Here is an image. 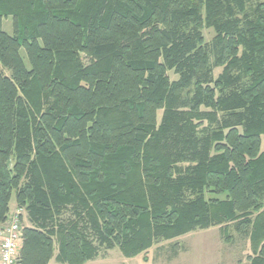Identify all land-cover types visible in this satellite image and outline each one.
Here are the masks:
<instances>
[{
    "label": "trees",
    "instance_id": "obj_1",
    "mask_svg": "<svg viewBox=\"0 0 264 264\" xmlns=\"http://www.w3.org/2000/svg\"><path fill=\"white\" fill-rule=\"evenodd\" d=\"M246 9L0 0V228L27 214L19 264L132 259L225 224L264 264V4Z\"/></svg>",
    "mask_w": 264,
    "mask_h": 264
},
{
    "label": "rangeland",
    "instance_id": "obj_2",
    "mask_svg": "<svg viewBox=\"0 0 264 264\" xmlns=\"http://www.w3.org/2000/svg\"><path fill=\"white\" fill-rule=\"evenodd\" d=\"M260 4H264V0H247L246 13H237V17L241 20L244 15L248 14L250 18H254L255 10ZM3 29L6 33L12 34V20L6 19L3 23ZM205 42L211 44L216 36L213 29H205L203 31ZM21 56L26 59V53L21 51ZM28 64V63H27ZM222 72V68H215L213 79L216 80ZM10 76L8 71L5 72ZM236 73L235 75H237ZM172 81L178 79L173 72L169 73ZM243 83H248L247 78L242 79ZM159 121L162 113H159ZM227 118L224 114H219V122L209 125L205 122L199 130V137L208 135L210 131L219 128L220 122ZM190 166V162L185 161L178 164V167L184 171ZM191 197L188 195V198ZM213 196L207 195L206 198ZM187 198V195H186ZM187 198V199H188ZM221 199L223 197H220ZM16 194L13 195L11 201V213L16 210ZM11 214L9 215L10 218ZM23 227L29 226L27 214L23 217ZM227 228V230H225ZM226 231V232H225ZM57 253V247H56ZM252 255L250 238L248 234L239 233L234 224H225L214 226L207 230H197L191 234L180 237L173 241H162L155 245L148 254L128 259L125 258L119 249L112 251L101 250V257L96 261L87 264H250L249 257ZM57 264L56 262H53Z\"/></svg>",
    "mask_w": 264,
    "mask_h": 264
},
{
    "label": "built area",
    "instance_id": "obj_3",
    "mask_svg": "<svg viewBox=\"0 0 264 264\" xmlns=\"http://www.w3.org/2000/svg\"><path fill=\"white\" fill-rule=\"evenodd\" d=\"M21 213L17 210L0 228V264H19L23 241Z\"/></svg>",
    "mask_w": 264,
    "mask_h": 264
},
{
    "label": "crops",
    "instance_id": "obj_4",
    "mask_svg": "<svg viewBox=\"0 0 264 264\" xmlns=\"http://www.w3.org/2000/svg\"><path fill=\"white\" fill-rule=\"evenodd\" d=\"M53 262H56V259H55V258L51 261L50 264H54ZM56 263H57V262H56ZM57 264H59V263H57ZM147 264H149V263H147Z\"/></svg>",
    "mask_w": 264,
    "mask_h": 264
}]
</instances>
